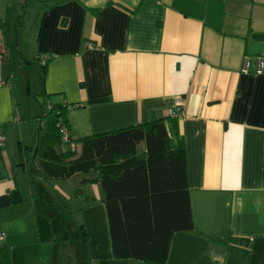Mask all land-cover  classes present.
<instances>
[{
  "label": "crops",
  "instance_id": "1",
  "mask_svg": "<svg viewBox=\"0 0 264 264\" xmlns=\"http://www.w3.org/2000/svg\"><path fill=\"white\" fill-rule=\"evenodd\" d=\"M38 15L30 46L11 35L23 56L16 70L0 61V248L12 264H140L112 257L98 184L85 185L95 199L87 205L75 195L80 174L31 183L44 124L32 118L53 102L67 105L73 138L164 118L186 153L197 232L173 234L166 264H264V0H67ZM32 65L41 71L31 85L36 106L22 111L17 71L26 72L25 96ZM61 243L73 258L58 263Z\"/></svg>",
  "mask_w": 264,
  "mask_h": 264
},
{
  "label": "trees",
  "instance_id": "2",
  "mask_svg": "<svg viewBox=\"0 0 264 264\" xmlns=\"http://www.w3.org/2000/svg\"><path fill=\"white\" fill-rule=\"evenodd\" d=\"M26 1L9 0L0 20L3 55L9 72L16 70L22 58L11 35ZM48 1L41 0V16L50 5L67 0ZM25 60L32 63L33 57ZM45 64L43 62L42 66ZM106 100L108 97L103 96L88 102ZM66 112V104L53 102L42 115L44 124L39 127L35 159L28 170L31 183L38 177L53 186L57 181L80 174L75 195L87 205L93 204L95 199L85 185L99 184L112 257L140 264H166L173 234L195 232V228L186 153L168 135L164 118L154 117L146 122L73 138ZM61 123L67 125L70 133L67 144L61 140ZM230 238L240 244L249 241ZM210 239L221 241L220 238ZM0 264H12L9 248L4 245L0 248Z\"/></svg>",
  "mask_w": 264,
  "mask_h": 264
},
{
  "label": "rangeland",
  "instance_id": "3",
  "mask_svg": "<svg viewBox=\"0 0 264 264\" xmlns=\"http://www.w3.org/2000/svg\"><path fill=\"white\" fill-rule=\"evenodd\" d=\"M7 3V0H0V10L1 11H4L5 9V5ZM41 1L40 0H27L26 4L24 5V8H22V11H24L21 16L18 18L19 20V23L18 25L16 26V31L14 32L16 35V37L18 38V42L20 43L19 46L23 49H25L26 47H28V45L30 46L32 44V41L35 37V34H36V31H37V25H38V19H39V15L40 14V6H41ZM3 15V14H1ZM23 57V56H22ZM27 58V56H25ZM24 59V58H23ZM30 69L28 70V76L30 78V93L25 95V96H21V84H23L25 82V79H23V75L26 73L21 70V71H17V77H16V81H15V85H14V90H15V93L17 95V98H18V102L20 103V108L22 111H25V108L28 107V106H33L35 107V100L36 98H34V94H33V91L31 90V85L33 87V82H34V77L37 76V77H40V69H39V65H38V68L35 67V66H29ZM27 68V67H26ZM39 69V70H38ZM20 78H18L20 75ZM38 92V90H37ZM36 97L39 99L40 102H42V96L40 94L37 93ZM47 112V108L45 107L42 112L40 111L39 114H37L36 116H34L32 118V122H33V126L34 127H37L38 124H41V117H42V114L43 113H46ZM30 158H31V155L29 154ZM22 158H28V156L26 155H23ZM31 160V159H30ZM17 174L20 176V181H26V173H24V171L22 170L21 166L20 165H17ZM99 186V184H98ZM72 200H74L72 198ZM76 232V231H75ZM72 237H74L75 239V242L78 241V238H77V233L76 235L72 234ZM2 241V240H1ZM62 242V241H61ZM61 247L63 246V248L65 247L66 248V252H62L61 249L59 250L60 251V254L62 255H65L64 257H62L60 254L58 255V253H55L54 252V247H53V255L52 257H56V261L59 263V261H62V260H68V259H71L73 258L72 255L70 254V249L68 246H65L64 243L62 245V243L60 244ZM74 253V252H73ZM72 253V254H73ZM58 255V256H56ZM68 257V259L66 258ZM83 261V260H82ZM52 260L50 261V263L48 264H52ZM78 264H84L82 262H78Z\"/></svg>",
  "mask_w": 264,
  "mask_h": 264
},
{
  "label": "built area",
  "instance_id": "4",
  "mask_svg": "<svg viewBox=\"0 0 264 264\" xmlns=\"http://www.w3.org/2000/svg\"><path fill=\"white\" fill-rule=\"evenodd\" d=\"M89 46H91L89 44ZM4 55L0 53V61H2ZM246 66H247V59L245 58L244 59V64H243V69H246ZM257 67H258V70L257 71H261L262 69H264V61H262V59L259 57L257 59ZM170 113L171 114H174V115H178L180 112L178 109L176 110H170ZM60 127H61V140L63 143H66L69 141V136H70V133H69V130H68V127L65 123H61L60 124ZM3 140H4V137L2 135H0V145L3 143ZM70 146L73 148L74 145L71 143ZM5 232L3 230L0 229V240L4 239L5 237Z\"/></svg>",
  "mask_w": 264,
  "mask_h": 264
}]
</instances>
